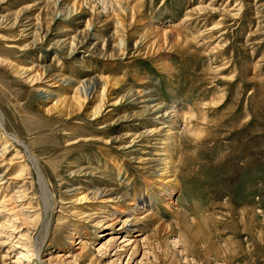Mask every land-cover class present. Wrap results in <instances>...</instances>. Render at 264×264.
Masks as SVG:
<instances>
[{
  "label": "rangeland",
  "instance_id": "1",
  "mask_svg": "<svg viewBox=\"0 0 264 264\" xmlns=\"http://www.w3.org/2000/svg\"><path fill=\"white\" fill-rule=\"evenodd\" d=\"M161 104L181 111L170 184L142 160ZM0 115V264H264V0H0ZM113 188L148 198L137 228L101 212ZM23 204L42 224L16 222Z\"/></svg>",
  "mask_w": 264,
  "mask_h": 264
},
{
  "label": "bare ground",
  "instance_id": "2",
  "mask_svg": "<svg viewBox=\"0 0 264 264\" xmlns=\"http://www.w3.org/2000/svg\"><path fill=\"white\" fill-rule=\"evenodd\" d=\"M121 0H118V2H120ZM124 17V16H123ZM63 20H70V17L67 16L65 17ZM125 19H123L124 21ZM29 23H22L20 26L22 27V29L20 30V33L22 34L23 38H27V36H31V33L28 32L29 30L31 29H34V20L31 18L28 20ZM125 22V21H124ZM152 27V26H151ZM153 28V27H152ZM156 30L158 28H155ZM71 31L72 28L68 29V31ZM167 32H162V34H166ZM89 36V35H88ZM154 36V35H153ZM157 36H159V33H157ZM166 36V35H165ZM164 36V37H165ZM155 37V36H154ZM88 38H91V35L88 37ZM158 38L155 39V42L158 41ZM63 45L66 43L68 44L69 42H62ZM154 43V42H153ZM59 44V43H58ZM156 44V43H154ZM158 44V43H157ZM60 46H57V45H52L54 47V49L58 50V51H61L62 49V44H59ZM153 45V44H152ZM60 47V48H59ZM72 48H70L68 51H67V54L68 56H74L76 54H80L78 52V47H74V46H71ZM61 53H65V52H61ZM83 54V52H82ZM68 56H66V58H68ZM84 56V55H83ZM163 67H167L166 66V63L164 62L163 63ZM51 77L53 76H56V78H59L57 79L54 83H59V84H63L64 82L66 81H69L70 83H74L76 82L75 79H68L61 73H58V74H53V75H50ZM55 78V79H56ZM54 79V80H55ZM122 82V80L120 78H116V79H112V80H105L104 81V85H103V89H102V92L99 93V102H98V106L96 107V109L94 111H92V116H94L95 118H99L102 113H103V110L106 106L108 107H112L111 109L109 108V110L107 111V113H111L113 110H115V108L119 105V100H115V101H111L110 97L112 96L113 92H112V88H115L118 87V85ZM79 85L85 87L86 90H90V87H93L94 85V81H93V78H84V79H81L80 81L77 82ZM40 91L41 93H47L46 90L44 89H41V90H38ZM54 95H57V94H54ZM87 97V96H86ZM86 99V98H85ZM156 111H158V115L156 116V119L160 121V123H162V126H161V131L163 132L162 133V137L159 138L155 144H159L155 150L154 153H152V155H155L157 157H144L142 158V160L146 161V163H151L152 162H156V163H152V164H156V169L157 172L156 174L158 175V178H157V181L162 183V184H170L171 182L175 181L176 178H175V157H174V143H175V137H176V133L178 132L179 130V126H177V122H176V118L181 116L180 115V112L179 110H177L174 106H171L169 108H167L165 105H157L156 106ZM185 118V116H184ZM0 121L2 122L1 120V115H0ZM3 123V122H2ZM1 123V124H2ZM184 129L187 130V127L184 126ZM153 135V134H152ZM136 139H134L133 141H131V143L129 144V146H135L136 144H138V142L140 143V145L144 146V147H148V148H151L153 147V144H152V140H150V138L147 139V137H145V135L143 134H139V135H136L135 136ZM128 146V147H129ZM135 150H139V149H135ZM28 153L30 155L33 156L32 152L30 150H28ZM29 155V156H30ZM28 156V157H29ZM30 157V159L33 160L34 156L33 157ZM37 161V160H36ZM159 163H161L162 165L160 166ZM149 165V166H150ZM148 166V165H147ZM162 167L160 169V167ZM150 169H154V167L150 168ZM43 184V183H41ZM162 187V186H161ZM165 188V187H164ZM116 189H110V197L107 199V202H113V204L111 205H108V206H105V208H102L101 212L102 213H105L107 214V216H114L115 215V212L118 211V212H123L125 211V209L127 210V216L126 218L123 220V223L124 225L126 224V226L130 223V227H136L138 226L139 222H141V216H138V213L144 209L146 206L149 205V202H148V198L147 197H144L142 195L140 196H136V198L134 200H132L131 202V205H140V206H137L138 210L137 209H133V208H125V206L123 205H120L119 202L121 200V196L117 195L115 197H112L114 196L115 194L119 193V192H116L115 191ZM93 194L92 197L93 198H97V196L100 195V190H97L95 191ZM139 195V194H138ZM26 194L23 193L20 189L17 190V191H14L12 192V194L8 197V201L15 205V200L16 199H20V198H23L25 197ZM51 197H49V201H50V208H47L46 209H53L54 206H55V203H54V200H53V203H51V200H50ZM6 200V199H4ZM21 201V200H20ZM48 201V199H47ZM49 203V202H48ZM46 204V203H45ZM4 206V205H3ZM6 206V205H5ZM52 206V207H51ZM16 206L13 207V210H16L17 208H15ZM21 208L20 209H17L16 212H18V221L16 222H24L26 223L27 225H31V226H35L36 223H41V220H42V216L41 214H36L37 216L35 217H32L27 211H28V206L26 204H23L20 206ZM139 207H143V208H139ZM47 210V211H48ZM114 211V213H113ZM45 212V211H44ZM108 212V213H107ZM112 214H109L111 213ZM126 212V211H125ZM143 212V211H142ZM35 214V213H34ZM114 219V218H113ZM118 221H122V219L119 217L115 218V222H118ZM39 223V225H40ZM49 219H46L45 221V225L43 226V228H45V230L47 229L48 225H49ZM42 224V223H41ZM102 224V221L98 223V225H101ZM29 225V226H30ZM17 227V226H15ZM133 230V229H132ZM135 231V230H134ZM137 231V229H136ZM46 233H47V230L44 232V229H42L41 231V235H42V238L44 239L46 237ZM2 236V235H1ZM33 237H35L32 233H28L25 235V243H24V247L26 248V250H28V248H30L31 245L28 244L29 241H31L33 239ZM41 241V240H40ZM127 241V240H126ZM4 242V241H2ZM34 242H36L34 240ZM31 243V242H30ZM33 243V242H32ZM37 243V242H36ZM138 244H136L137 246ZM43 244H39V246L37 248H40L38 250V255L40 253V250L42 248ZM36 248V249H37ZM35 254V253H34ZM3 256V255H2ZM1 256L0 260L2 261L3 257ZM21 258H24V259H30L28 254H25V253H22L21 254ZM4 260V259H3ZM41 264H45L44 261H40ZM7 264V263H6Z\"/></svg>",
  "mask_w": 264,
  "mask_h": 264
}]
</instances>
